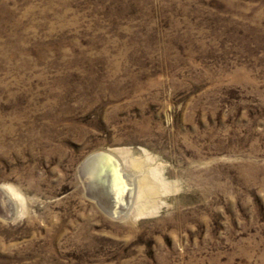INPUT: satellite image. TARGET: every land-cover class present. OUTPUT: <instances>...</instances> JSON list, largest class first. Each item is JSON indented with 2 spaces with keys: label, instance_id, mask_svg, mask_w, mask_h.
I'll return each mask as SVG.
<instances>
[{
  "label": "rangeland",
  "instance_id": "374dc122",
  "mask_svg": "<svg viewBox=\"0 0 264 264\" xmlns=\"http://www.w3.org/2000/svg\"><path fill=\"white\" fill-rule=\"evenodd\" d=\"M99 151L170 189L112 217ZM9 183L0 264H264V0H0Z\"/></svg>",
  "mask_w": 264,
  "mask_h": 264
},
{
  "label": "bare ground",
  "instance_id": "6f19581e",
  "mask_svg": "<svg viewBox=\"0 0 264 264\" xmlns=\"http://www.w3.org/2000/svg\"><path fill=\"white\" fill-rule=\"evenodd\" d=\"M111 155H112L111 157H114L113 154ZM115 159H116L115 157L114 159H112L106 154L97 156L93 161L87 163L82 168V176L89 184L90 188L93 187L98 190L99 195L101 196L103 195L104 197H106L107 196L106 193H107L113 199L120 197L124 198L125 195L124 184L130 185L132 187V189L130 190L131 191L130 200L132 196H133L132 198L134 199L135 191H136L135 182L132 176L125 172L123 168L124 166L120 162V167L126 174V180L122 177L121 172L119 170V166ZM117 160L119 161V159ZM152 161L153 158L149 155H147L146 158H144L140 162L131 161L132 166L133 165L136 166L137 168H139L141 172H143V176L139 178L138 184L136 186L137 188L136 194L138 199L153 201L156 197H158L161 190L166 192L168 189H170V184L164 178L161 170H159L158 167H153L151 165ZM24 201H25L24 195L13 184L9 183V184L0 185V212L2 215H4L7 218L16 217V215L22 211L21 206L24 207ZM139 201H140L139 202L140 207H142L141 200ZM143 202L145 201L142 200V203ZM116 208L118 207L108 209V213L111 215L112 209L114 210ZM159 208L160 206L157 204L153 206L146 205L143 208L144 212L141 213L156 212L159 210ZM123 214L124 213H119L117 217ZM112 217L114 216L112 215Z\"/></svg>",
  "mask_w": 264,
  "mask_h": 264
},
{
  "label": "water",
  "instance_id": "95a60500",
  "mask_svg": "<svg viewBox=\"0 0 264 264\" xmlns=\"http://www.w3.org/2000/svg\"><path fill=\"white\" fill-rule=\"evenodd\" d=\"M107 155V156H109L110 158H112V159H114V157H111L112 155L111 154H109L107 151H99V152H94V153H92V154H90L89 155V157L87 158V159H85V161L82 163V168L87 164V163H89V162H91V161H93L97 156H101V155ZM116 160V162H117V164H118V166H119V170H120V172H121V175H122V177L126 180V174L124 173V171L122 170V168L120 167V162L117 160V159H115ZM86 181V180H85ZM125 183V182H124ZM86 184H87V187L89 188L88 190H89V192H90V195L92 196V197H94V198H99V197H97V196H95L92 192H91V189H90V186H89V184L86 182ZM106 184V183H105ZM124 186H125V195H124V198H123V202H122V204L118 207V208H116V209H112V211H111V215H113L114 217H117L118 216V214L119 213H126L127 211H128V208H129V206H130V193H131V189H132V187L130 186V185H127V184H124ZM109 193V192H108ZM106 199L102 196V197H100L99 199L101 200V202L102 203H105L106 201H110V202H112V198L106 193ZM103 208V207H102ZM104 209V208H103ZM116 213H118V214H116Z\"/></svg>",
  "mask_w": 264,
  "mask_h": 264
}]
</instances>
